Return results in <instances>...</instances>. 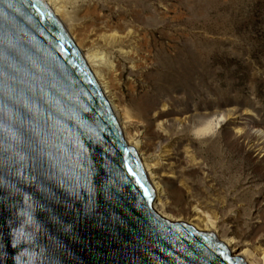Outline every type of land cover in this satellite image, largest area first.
I'll return each instance as SVG.
<instances>
[{"label": "water", "instance_id": "95a60500", "mask_svg": "<svg viewBox=\"0 0 264 264\" xmlns=\"http://www.w3.org/2000/svg\"><path fill=\"white\" fill-rule=\"evenodd\" d=\"M43 0H0V264H246L171 222Z\"/></svg>", "mask_w": 264, "mask_h": 264}, {"label": "rangeland", "instance_id": "374dc122", "mask_svg": "<svg viewBox=\"0 0 264 264\" xmlns=\"http://www.w3.org/2000/svg\"><path fill=\"white\" fill-rule=\"evenodd\" d=\"M64 6L66 26L94 40L83 54L108 59L115 46L117 71L107 77L120 109L148 124L143 138L151 152L168 151L163 173L173 214L185 221L202 215L216 223L219 237L263 255L264 0H65ZM219 116L224 123L216 132L196 133Z\"/></svg>", "mask_w": 264, "mask_h": 264}, {"label": "bare ground", "instance_id": "6f19581e", "mask_svg": "<svg viewBox=\"0 0 264 264\" xmlns=\"http://www.w3.org/2000/svg\"><path fill=\"white\" fill-rule=\"evenodd\" d=\"M43 1L50 8V10L53 12V14L56 16L58 21L61 23V25L64 27V29L66 30L68 35L73 40V42L76 45V47L78 48V50L81 52V54H82L83 58L85 59L90 71L92 72L94 78L96 79L101 91L103 92L106 100L108 101V103H109V105L113 111L114 116L117 118V120L119 122L124 140L126 141L128 146L133 147L134 150L137 152L139 159H140V162L143 166V169L147 175L148 181L155 191V201L153 203V208L155 209V211L159 215H161L163 218H165L166 220H169L171 222H174V223L183 222V223L189 224L190 226H192L193 228H195L198 231L213 232L215 234V236L217 237L218 241H221L222 243L225 244V246L229 249V252L233 257H237V258L241 257L246 264H249V261L247 260L248 258L255 260L258 264H263L264 263L263 262L264 261V252H263V255H258L257 253L252 252L248 249H241L240 247H238L234 238L233 239H227V238L223 239V238L219 237L218 232H217V228L215 227L216 223L214 224L213 222H210L209 220L202 218V215H201V217L195 216L194 218H192L191 221H187V220L185 221L180 216H178V215L175 216L176 214H173L174 212L172 211V209L170 207L171 204L169 203V201H170L169 200V194H168L167 189L165 188V177H166V175H164V173H163L165 166H167L169 161H170L168 151L167 150L163 151L159 155H154L151 152L152 150H151L150 146L145 141V138H143V136H144L143 131L146 132L145 129H147L148 124H145V122H143L141 120H133L131 117L127 116L128 113H126V112L124 113V111L122 109H120L119 104H118V100L115 98L116 93H114L115 88H114V85L112 83L113 81L111 80V78L107 77V75H110V73H112L113 71H115V72L117 71L116 70L117 63L115 61L116 58L115 57L113 58V56L116 54V52L114 51L115 46L113 48H111V50L109 52L108 59H107V56L102 54V53L91 52V53L86 54V55L83 54V50H82V48H84L83 45L86 42L89 44H92L94 42V40L90 41L91 37H90V35L87 34L88 32L85 31L87 34L86 35L85 32L83 31L84 32V34H83V32L80 30V28L77 25L73 24V25H71L70 28L68 27V25L66 26L65 20L68 18V13H67L66 8L64 6L65 0H43ZM109 33H111V32H109ZM97 35H99V34H97ZM108 35L110 37L114 38V40L118 39V42L123 41V38H124V37L122 38L120 36L116 37V35L113 36L114 34L113 35L108 34ZM99 36H101V35H99ZM97 38H99V37H97ZM97 38H96V41H97ZM112 38H110V39H112ZM120 53H121V51H120ZM134 54L135 53H132V54L130 53V57H132L130 60V63L132 64V66L135 69H137V67L140 65L135 64L137 61H135L134 59H136L137 55L135 54V58H134L133 57ZM114 83H115V81H114ZM146 120H148V119H146ZM162 122L160 123V125L164 126V123H162ZM212 122H213V124H212ZM223 123H224V119L219 116V117L211 120L203 129L197 130L196 133L200 134L203 131H205V132L206 131L216 132L222 126Z\"/></svg>", "mask_w": 264, "mask_h": 264}]
</instances>
